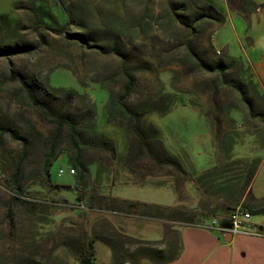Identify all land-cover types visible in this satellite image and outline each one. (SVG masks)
Here are the masks:
<instances>
[{"label":"rangeland","instance_id":"374dc122","mask_svg":"<svg viewBox=\"0 0 264 264\" xmlns=\"http://www.w3.org/2000/svg\"><path fill=\"white\" fill-rule=\"evenodd\" d=\"M58 2L67 8L66 19L60 16ZM228 2L0 0V47L26 45L22 51L0 55V121L16 127L26 139L23 146L5 134L0 149V264L27 260L74 264L81 248L85 256L91 252L92 259L96 256V262L101 261L110 252L95 236L112 232L109 227L113 226L100 210L119 211L116 201L109 202L117 196L172 205L176 199L169 183L175 179L182 204L190 207L191 180L183 181L170 165L156 163L150 151L160 158L175 156L190 176L236 158L258 161L264 176V98L253 82L241 80L233 58H224L229 63L222 77L216 70L202 68L197 60L198 56L209 62L223 59L214 46L222 45L227 26L214 33L213 46L209 40L220 22L200 20L199 30L192 32L191 26L173 15L175 11L190 14L208 3L213 14L224 17ZM75 31L83 33V42L71 34ZM126 71L132 74L133 84L125 102L143 110L135 125L143 133L141 139L130 122L104 120L105 102L109 94L121 90ZM20 76L30 83L35 96L78 120L77 156L68 146L66 127L58 130L50 185L34 178L39 177L54 123L43 119L29 103ZM229 79L243 84L253 115ZM173 96L176 100L165 110ZM102 140L107 141L104 147ZM73 161L80 167L81 178L70 165ZM16 164L25 185L19 197L7 183ZM70 167L74 173L68 172ZM149 211L153 210L137 213L139 219ZM175 216L165 219L175 220ZM257 216L251 214L249 221ZM156 223L157 219H149L145 221L149 230L134 225L131 229L149 239L156 235ZM136 239L120 238L123 263L143 264L144 260H138L143 255L139 247H158L163 241L144 244ZM170 244L173 240H166L161 249Z\"/></svg>","mask_w":264,"mask_h":264},{"label":"trees","instance_id":"16d2710c","mask_svg":"<svg viewBox=\"0 0 264 264\" xmlns=\"http://www.w3.org/2000/svg\"><path fill=\"white\" fill-rule=\"evenodd\" d=\"M231 4L230 0L228 2ZM238 7L241 11L244 8H251L255 6V3L252 0H236ZM58 11L60 16L64 19L67 18L66 12L67 8L61 2L57 3ZM213 5L206 4L205 6L196 9L190 14H185L184 12H174V16L177 21L184 25L191 26L192 32H197L199 30V24L202 23L200 20H205L206 18H212L217 20L221 23L223 20V15H215L211 12ZM219 13V12H218ZM186 17H188L190 22H187ZM76 39H79L83 42V33L79 31H75L71 33ZM209 44L211 41L209 40ZM26 49V45L16 44L13 46L5 45L0 47V55L8 54L11 52L22 51ZM193 53V52H192ZM198 64L207 70H216L219 73V76L222 77L224 66L228 65L225 62L224 58L213 60L212 62L203 60L200 56L197 57ZM232 61V60H231ZM230 61V62H231ZM132 74L129 71L125 72V81L121 85V90L115 94H109L105 106H104V120L107 122H115L117 118L124 119L131 125L132 130L139 139L143 137V133L135 127L136 121L141 117L143 110L140 108H133L126 104L125 99L130 93L133 80ZM22 90L24 91V95L28 99L29 103L36 109L39 115L52 123H54L55 130L53 131V135L50 136L49 140H47L44 158L42 160V164L40 167V173L38 174L39 177L35 176V182H38L39 179L48 183L50 185L49 179V166L52 160L55 159L53 151L56 147V139L58 138V130L60 126H65L67 129V143L70 148L74 151L75 156L78 155L80 147V131L77 128V119H73L69 114H65L60 110H55L50 107L42 98L37 97L33 93V89L29 82H27L23 77L20 76L19 79ZM229 84L233 86L235 89L238 90L241 99L246 103L248 106L249 113L252 114V101L246 94V89L243 84L238 83L234 79H229ZM99 83L101 85H107L105 80H100ZM66 90V89H64ZM70 93V92H69ZM176 100V96H173L169 104L167 105L168 109L172 102ZM91 108H87V112H90ZM164 112L163 108L160 109V113ZM258 114V112H256ZM253 115V114H252ZM7 134L9 138L15 139L20 143L25 144L26 139L25 135L22 134L16 127H13L9 124L2 123L0 121V149L3 146L4 136ZM56 138V139H55ZM100 143L101 147H104V144L107 143L106 140H102ZM60 152V151H58ZM57 152V153H58ZM56 153V154H57ZM149 155L155 160L156 163H166L171 166L173 170H175L180 176L181 179L184 180H191L193 182V187L197 193L198 203L197 206L194 208L186 207L182 204V197L180 195V190H177V186L174 183V180L171 181L170 185L173 190L176 192L177 195V203L173 206H160L155 204H147L144 202L133 201V200H126L121 198H114V200L110 199L109 202H117L119 206V211L122 213H131V214H141L144 210H153L154 216L165 218L170 217L172 215L175 216V220L178 219L184 223H194L200 218L208 217L214 212H226L230 209L233 205L243 203V196L244 193L247 191L249 183L255 173L257 165L259 164L258 161L248 163L241 159H232L226 160L223 162H219L213 165L210 168L202 171V173L190 176L189 173L183 168L182 164L178 161L175 156L166 154L164 157H157L152 151L148 152ZM230 155H226L225 158H228ZM77 158V157H76ZM70 165L75 168L78 172V178H81V174H79L80 167H78L77 162L73 161ZM18 168L19 165H14V169L11 171V178L7 182L11 191L15 197H19L20 192L24 190V184L20 182V178H18ZM56 187L57 185L54 184ZM215 199H221V202H216ZM152 211H149V213ZM256 212H263V208L256 209ZM165 213L168 214L165 215ZM172 219V218H171ZM112 232H105V234L100 236H95V238L99 239L105 246H107L112 254L113 259L117 261V264H123V261H120L121 253H122V245L120 238H123L116 229L109 227ZM131 240L134 238L129 237ZM93 238L88 242V248L93 243ZM136 242H143L144 244H148L147 241H141L136 239ZM87 248V250H88ZM176 249V244L167 245L164 249L154 246H147L142 245L139 247V251L143 253V257L150 260L153 263H160L170 259ZM85 250L81 248L78 252V262L83 264H92V253L89 252L88 255H84ZM134 260V259H132ZM133 262V261H132ZM131 261H128L127 264H135ZM23 264H32V261L27 260Z\"/></svg>","mask_w":264,"mask_h":264},{"label":"crops","instance_id":"0c3cea01","mask_svg":"<svg viewBox=\"0 0 264 264\" xmlns=\"http://www.w3.org/2000/svg\"><path fill=\"white\" fill-rule=\"evenodd\" d=\"M252 1L255 3L254 7L244 8L241 11L236 0H230L231 4L226 5L228 8H225L222 22L213 29L211 44L214 46V33L221 32L222 27L226 25L227 34H222V45L219 48L214 46V48L216 51H221L223 58H233L238 63L237 73H239L238 76L241 80L253 82L258 93L264 98V0ZM260 172L261 167L258 164L247 191L244 193L242 207L249 211L250 215H259L250 221L249 216L248 221L252 229L264 233V176ZM192 183L191 181L188 189L193 194V198H191L193 204L190 207L194 208L197 206L198 197ZM174 194L176 201L168 206L177 203L175 191ZM159 205L166 206L164 204ZM258 208H263V212H256ZM100 211L111 226L123 236H132L133 238L135 236L145 241L152 240L151 242L163 240L158 245L159 248L163 246L166 240L169 243L170 239L176 244V249L170 259L153 263L141 256L138 260L140 262L144 260L143 264H264V235L237 233L230 234L228 238L225 232H220L216 227L209 225L213 216L225 212L216 211L208 217H199L197 222L184 223L156 217L153 211L148 216H141L142 220L138 216L142 214L113 212L103 209ZM127 218L131 221H127ZM149 219L159 221L155 224L156 235L153 238L145 239L141 233L132 232V225L137 229L149 230L148 225H145V221ZM100 259L101 261L96 262V256L93 257L92 264H117L111 252ZM74 264L82 263L77 261ZM123 264H127V262Z\"/></svg>","mask_w":264,"mask_h":264},{"label":"built area","instance_id":"2783aa9c","mask_svg":"<svg viewBox=\"0 0 264 264\" xmlns=\"http://www.w3.org/2000/svg\"><path fill=\"white\" fill-rule=\"evenodd\" d=\"M62 172L63 169L59 168L58 173ZM68 172L74 173V169L70 167ZM249 216V211L244 209L241 204H236L226 214L213 216L209 221V225L216 227L220 232H228L230 234L264 235L260 230L251 228V224L248 221Z\"/></svg>","mask_w":264,"mask_h":264},{"label":"water","instance_id":"95a60500","mask_svg":"<svg viewBox=\"0 0 264 264\" xmlns=\"http://www.w3.org/2000/svg\"><path fill=\"white\" fill-rule=\"evenodd\" d=\"M226 233V235L228 236V238L230 237V233H228V232H225Z\"/></svg>","mask_w":264,"mask_h":264}]
</instances>
